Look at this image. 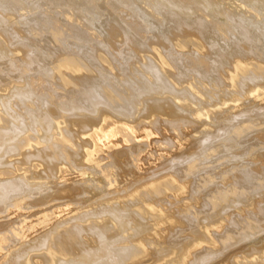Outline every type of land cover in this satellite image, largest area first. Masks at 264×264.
<instances>
[{"label": "bare ground", "instance_id": "1", "mask_svg": "<svg viewBox=\"0 0 264 264\" xmlns=\"http://www.w3.org/2000/svg\"><path fill=\"white\" fill-rule=\"evenodd\" d=\"M0 264H264V0H0Z\"/></svg>", "mask_w": 264, "mask_h": 264}]
</instances>
